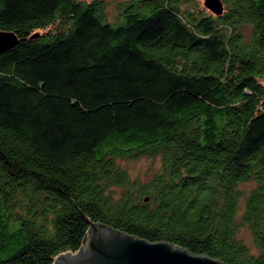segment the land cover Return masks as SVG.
Segmentation results:
<instances>
[{
	"label": "trees",
	"instance_id": "trees-1",
	"mask_svg": "<svg viewBox=\"0 0 264 264\" xmlns=\"http://www.w3.org/2000/svg\"><path fill=\"white\" fill-rule=\"evenodd\" d=\"M223 2L0 0V264H54L91 222L264 264V0Z\"/></svg>",
	"mask_w": 264,
	"mask_h": 264
},
{
	"label": "water",
	"instance_id": "water-1",
	"mask_svg": "<svg viewBox=\"0 0 264 264\" xmlns=\"http://www.w3.org/2000/svg\"><path fill=\"white\" fill-rule=\"evenodd\" d=\"M215 14L223 0H205ZM13 32L0 31V52L17 43ZM147 199V198H146ZM54 264H227L221 258L194 253L167 240L151 241L103 222H91L84 244L76 252L60 254Z\"/></svg>",
	"mask_w": 264,
	"mask_h": 264
},
{
	"label": "rangeland",
	"instance_id": "rangeland-1",
	"mask_svg": "<svg viewBox=\"0 0 264 264\" xmlns=\"http://www.w3.org/2000/svg\"><path fill=\"white\" fill-rule=\"evenodd\" d=\"M120 0H107L108 2V10L110 13L115 11V4ZM200 6L204 7L208 12H211L208 9L204 1L205 0H196ZM122 163L129 169L131 175L133 177H137L143 181L148 180L151 176L159 169L161 165V160L159 157L151 158V157H142L136 160H123ZM240 236L245 238L247 243H252L253 238L250 230L247 228L242 229Z\"/></svg>",
	"mask_w": 264,
	"mask_h": 264
}]
</instances>
